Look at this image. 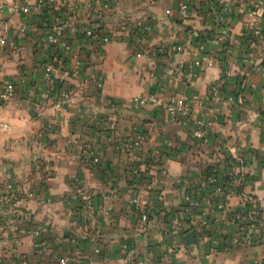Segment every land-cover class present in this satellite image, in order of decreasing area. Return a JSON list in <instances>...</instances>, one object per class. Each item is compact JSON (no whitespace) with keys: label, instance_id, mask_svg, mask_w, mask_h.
Segmentation results:
<instances>
[{"label":"crops","instance_id":"crops-1","mask_svg":"<svg viewBox=\"0 0 264 264\" xmlns=\"http://www.w3.org/2000/svg\"><path fill=\"white\" fill-rule=\"evenodd\" d=\"M188 1L189 17L180 21L175 0H0V255L7 261L264 264V36L251 33L264 26V0ZM16 3L31 11L15 12ZM141 18L153 26L147 37L134 27ZM50 27L76 33L78 47L54 71L69 89L66 106L46 94L42 78ZM89 27L110 37L101 50L84 37ZM190 69L198 75L186 80L181 70ZM6 81L14 83L11 98L1 93ZM149 92L164 100L190 92V113L172 119L160 107L131 106ZM114 137L139 145L118 149ZM88 152L100 155L98 165ZM206 170L229 182L230 210L253 202L239 224L211 212L212 236L188 246L189 221L173 234L171 220L186 194L211 211ZM80 186L96 193L92 215L72 197ZM133 197L149 212L145 224L132 212ZM35 226L47 231L35 238Z\"/></svg>","mask_w":264,"mask_h":264},{"label":"built area","instance_id":"built-area-1","mask_svg":"<svg viewBox=\"0 0 264 264\" xmlns=\"http://www.w3.org/2000/svg\"><path fill=\"white\" fill-rule=\"evenodd\" d=\"M176 9L175 14L178 20L184 21L189 17L190 6L188 0H175ZM1 7V6H0ZM30 4L16 3L13 5L15 12L28 14L31 11ZM260 8L255 11L259 14ZM240 11V10H239ZM166 14L172 15L170 10H166ZM225 10L223 7L220 8L218 16L223 19ZM134 27L137 29V33L142 37H147L152 33L153 26L146 19H137L134 22ZM26 26L23 24L18 31L17 36L23 37L25 35ZM83 35L87 39H91L97 43V48L101 50L110 40V37L106 34L100 33L96 30V27H89L82 31ZM251 33L254 36H264V26H252ZM6 38L0 35V45H4ZM45 43L49 47V52L46 54L43 66H42V78L45 85V92L48 96L56 98L62 106H66L70 98V92L64 82L55 77L54 71L59 67H66L69 52L74 45L78 47L76 33L71 37H66L61 29L57 27H50L47 29L45 36ZM195 65H199V61H195ZM77 72L73 71L75 75ZM181 75L184 79L189 80L198 75L195 70H181ZM219 83L214 84L210 88V95L213 96V92L217 90ZM15 87L12 81H6L2 88V96L4 98H11L15 95ZM193 96L190 92H174L166 100L162 99L155 92H149L146 95L139 97H133L130 99L132 107L139 108L142 106L150 105L152 107H160L170 118H185L190 113V104ZM195 135L199 136L202 140L205 139V131L202 127H198L195 130ZM115 146L122 150H133L138 147L139 140L132 138H113ZM89 159L93 165L100 163V155L94 152H88L86 159ZM234 164V163H233ZM181 183V180H177ZM206 184L210 186L213 193V208L211 211H200L201 199L192 194L185 195V201L179 208V216L174 217L171 221V232L173 234L180 233L181 219L187 218L189 221V228H192L195 234V240L203 239L206 235L214 233L213 227L210 222V214L215 211L222 217L223 220L229 223H241L246 217L245 210L247 205H251L253 201L251 199L243 200L245 203L242 207L230 210L227 206V200L229 196V182L227 180H220L215 176L211 175L206 178ZM163 194V191L160 192ZM73 199L80 202V207L83 209L85 216H89L97 212L95 208L94 199L96 193L90 190L87 186H80L76 193L73 194ZM130 206L132 212L135 214L139 224H145L149 220V212L147 208L139 201L138 197H133L130 200ZM31 233L36 238L37 236L47 231L46 227L35 226L31 227ZM211 238V241L217 245L219 240L217 238ZM34 247L39 249L42 247L40 240L34 241ZM139 264L143 263V260L138 261Z\"/></svg>","mask_w":264,"mask_h":264},{"label":"water","instance_id":"water-1","mask_svg":"<svg viewBox=\"0 0 264 264\" xmlns=\"http://www.w3.org/2000/svg\"><path fill=\"white\" fill-rule=\"evenodd\" d=\"M184 240H185V242H186V244L188 246H190L191 244H194V242H195V234H194V231L190 230L187 233H185Z\"/></svg>","mask_w":264,"mask_h":264},{"label":"rangeland","instance_id":"rangeland-1","mask_svg":"<svg viewBox=\"0 0 264 264\" xmlns=\"http://www.w3.org/2000/svg\"><path fill=\"white\" fill-rule=\"evenodd\" d=\"M4 244L0 242V249H4ZM7 257H4L3 255H0V264H4V263H7V264H12L10 263L9 261H7Z\"/></svg>","mask_w":264,"mask_h":264},{"label":"trees","instance_id":"trees-1","mask_svg":"<svg viewBox=\"0 0 264 264\" xmlns=\"http://www.w3.org/2000/svg\"><path fill=\"white\" fill-rule=\"evenodd\" d=\"M205 175L208 177V176H211V175H213L211 172H208L207 170L205 171ZM246 207H248V206H246ZM248 209V208H247ZM247 211V210H246ZM245 212V211H244ZM190 230H192V228H188L186 231H190Z\"/></svg>","mask_w":264,"mask_h":264}]
</instances>
